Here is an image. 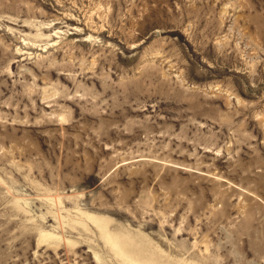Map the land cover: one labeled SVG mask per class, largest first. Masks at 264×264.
Segmentation results:
<instances>
[{"label":"rangeland","instance_id":"rangeland-1","mask_svg":"<svg viewBox=\"0 0 264 264\" xmlns=\"http://www.w3.org/2000/svg\"><path fill=\"white\" fill-rule=\"evenodd\" d=\"M261 262L264 0H0V264Z\"/></svg>","mask_w":264,"mask_h":264},{"label":"clouds","instance_id":"clouds-1","mask_svg":"<svg viewBox=\"0 0 264 264\" xmlns=\"http://www.w3.org/2000/svg\"><path fill=\"white\" fill-rule=\"evenodd\" d=\"M252 245L250 244V249L249 250H252ZM255 255V254H254ZM261 264H264V262H261Z\"/></svg>","mask_w":264,"mask_h":264},{"label":"bare ground","instance_id":"bare-ground-1","mask_svg":"<svg viewBox=\"0 0 264 264\" xmlns=\"http://www.w3.org/2000/svg\"><path fill=\"white\" fill-rule=\"evenodd\" d=\"M121 250H122V248H121Z\"/></svg>","mask_w":264,"mask_h":264}]
</instances>
